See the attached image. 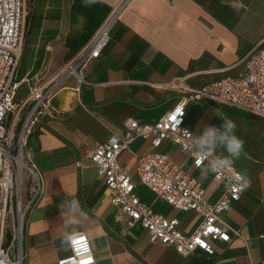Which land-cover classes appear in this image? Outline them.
Instances as JSON below:
<instances>
[{
  "label": "crops",
  "instance_id": "1",
  "mask_svg": "<svg viewBox=\"0 0 264 264\" xmlns=\"http://www.w3.org/2000/svg\"><path fill=\"white\" fill-rule=\"evenodd\" d=\"M25 2L28 25L17 77L27 83L18 89L16 102L20 103L29 99L30 90L45 87L76 59L102 24L120 10L110 44L84 69L87 84L80 94L74 91V80L65 79L51 101L52 112L39 119L28 138L30 159L44 189L27 217L24 264H57L69 256L66 233L87 236L94 264H264V120L229 105H186L185 125L193 135L202 133L205 126L219 128L227 117L236 123V135L245 142V154L232 166L250 181V187L222 216L232 238L228 244L215 243L214 256L195 251L183 257L150 242L146 230L130 225L128 217L111 204V193L88 160L98 145L122 132L126 120L153 124L171 111L182 96L166 86L171 80L185 76L186 85L196 88L239 75L244 56L264 46V0ZM233 3L243 7L236 10ZM152 150L148 141H135L130 152L120 155L123 171L135 183L140 201L154 214L176 219L178 230L191 234L201 217L174 209L137 180L138 157ZM157 151L197 179L209 202L217 201L221 184L210 171L194 169L187 155L170 141ZM216 152L227 155L222 148ZM22 195L25 201L26 192ZM72 198L80 201L87 215L78 225L66 227L63 202Z\"/></svg>",
  "mask_w": 264,
  "mask_h": 264
},
{
  "label": "built area",
  "instance_id": "2",
  "mask_svg": "<svg viewBox=\"0 0 264 264\" xmlns=\"http://www.w3.org/2000/svg\"><path fill=\"white\" fill-rule=\"evenodd\" d=\"M119 10L102 24L76 59L66 63L45 87L30 90L29 99L20 103L16 102L18 89L21 83H27L17 77L25 36L26 2L0 0V264H24L27 217L43 195V180L30 159L28 138L39 119L52 112L51 101L62 89L65 79L72 78L74 91L80 94L87 84L84 69L110 44ZM185 80L184 76L167 83L168 88L179 91L182 96L165 116L153 124L126 120L122 132L112 134L107 142L98 145L88 160L111 193V204L128 217L130 225L139 224L146 230L150 242L170 247L183 257L195 251L214 256L215 243L228 244L232 238L221 218L239 201L250 184L242 191L238 190L235 177L242 174L233 166L219 173L211 172L213 180L221 184V193L217 201L209 202L200 182L167 154L157 150L165 141H170L187 155L194 169H206L208 161L197 164L195 153L185 148L190 140L184 130L193 134L185 125L188 103L229 105L264 120V46L258 45L244 56L242 71L237 76H224L196 88L188 87ZM29 105L28 112L22 114ZM137 140L148 141L153 149L138 157V182L174 209L198 214L201 222L191 234L180 232L176 219L154 214L138 198L135 183L123 171L119 161L120 155L130 152L131 145ZM23 191L26 192L25 201ZM6 237H9L8 241ZM69 248L70 255L57 264H94L86 235H73Z\"/></svg>",
  "mask_w": 264,
  "mask_h": 264
},
{
  "label": "clouds",
  "instance_id": "3",
  "mask_svg": "<svg viewBox=\"0 0 264 264\" xmlns=\"http://www.w3.org/2000/svg\"><path fill=\"white\" fill-rule=\"evenodd\" d=\"M97 0H85V4H95ZM234 9L238 10L243 7L242 3H233L231 5ZM222 125L218 128L215 126H205L202 133L193 135L187 130L185 134L189 137L190 142L185 145L186 150L195 153L197 157V164H201L207 160L206 171L212 173H219L230 169L235 160L239 159L244 153V140L236 135V123L224 117ZM222 148L226 151L217 154L216 150ZM235 180L238 182V190L242 191L249 186L250 181L245 179L242 175L237 174ZM65 211V225L75 226L80 223V218L86 216V212L82 208L80 201L76 198L63 202ZM64 242L68 245L73 243V234L66 233Z\"/></svg>",
  "mask_w": 264,
  "mask_h": 264
},
{
  "label": "rangeland",
  "instance_id": "4",
  "mask_svg": "<svg viewBox=\"0 0 264 264\" xmlns=\"http://www.w3.org/2000/svg\"><path fill=\"white\" fill-rule=\"evenodd\" d=\"M26 12H27V9H26ZM25 23H26V26H27L28 25V15L27 14H26V22ZM120 163H121V161H120ZM134 172H135V170L132 171V173H134ZM157 208H159L158 205L155 206V209H157ZM8 240H9V237H6V241H8Z\"/></svg>",
  "mask_w": 264,
  "mask_h": 264
},
{
  "label": "snow or ice",
  "instance_id": "5",
  "mask_svg": "<svg viewBox=\"0 0 264 264\" xmlns=\"http://www.w3.org/2000/svg\"><path fill=\"white\" fill-rule=\"evenodd\" d=\"M173 119H175V118H173Z\"/></svg>",
  "mask_w": 264,
  "mask_h": 264
}]
</instances>
